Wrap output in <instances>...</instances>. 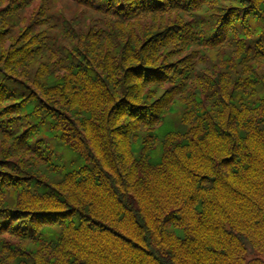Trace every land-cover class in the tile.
Masks as SVG:
<instances>
[{"label":"trees","instance_id":"obj_1","mask_svg":"<svg viewBox=\"0 0 264 264\" xmlns=\"http://www.w3.org/2000/svg\"><path fill=\"white\" fill-rule=\"evenodd\" d=\"M13 85L0 264H264V0H0Z\"/></svg>","mask_w":264,"mask_h":264},{"label":"rangeland","instance_id":"obj_2","mask_svg":"<svg viewBox=\"0 0 264 264\" xmlns=\"http://www.w3.org/2000/svg\"><path fill=\"white\" fill-rule=\"evenodd\" d=\"M10 42V41H9ZM7 44V46H6V48L7 49H9V43H6ZM9 87H11V86H9ZM12 87H15V90H13V91H11V92H9V91H7V86H5V90H6V92L8 93H6L5 91H3V90H1L0 89V96H1V98H4L6 101H8V103H11V102H13V99H12V97H14L13 95H17V96H23V95H25V91L23 90V89H19V88H17V86L16 85H13ZM12 99V100H11ZM7 102H5V104H6ZM26 146V145H25ZM27 147V146H26ZM28 148V147H27Z\"/></svg>","mask_w":264,"mask_h":264}]
</instances>
